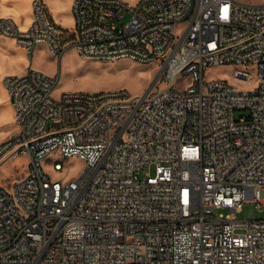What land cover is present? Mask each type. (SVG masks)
I'll use <instances>...</instances> for the list:
<instances>
[{
    "label": "built area",
    "instance_id": "2783aa9c",
    "mask_svg": "<svg viewBox=\"0 0 264 264\" xmlns=\"http://www.w3.org/2000/svg\"><path fill=\"white\" fill-rule=\"evenodd\" d=\"M71 13L63 40L31 0L25 27L0 15V36L28 54L73 45L90 59L155 61L157 75L140 93L59 97L56 74L1 76L17 130L0 141V165L27 164L5 181L0 170V264H264V214H231L247 202L264 211V0H71ZM213 64L241 68L204 79ZM67 156L83 166L52 175L46 163L62 171Z\"/></svg>",
    "mask_w": 264,
    "mask_h": 264
},
{
    "label": "rangeland",
    "instance_id": "374dc122",
    "mask_svg": "<svg viewBox=\"0 0 264 264\" xmlns=\"http://www.w3.org/2000/svg\"><path fill=\"white\" fill-rule=\"evenodd\" d=\"M135 1V0H127ZM260 2L262 0H248ZM126 17L123 18V20ZM72 26V25H71ZM69 29H63V40L67 37ZM5 37V36H1ZM16 51L13 59V66H10L16 72L22 66L28 65V60L31 58L30 66L39 69L48 74H56L58 82L53 89V95L59 97L63 91L70 90H87L95 91L100 89L125 87L131 93L143 92L151 82L153 76L157 75V67L155 61L150 63L137 62L128 58L117 60H100L83 57L75 49L73 45L65 48L62 55L54 56L50 51L43 47L32 54L21 50L18 46H14ZM28 59V60H27ZM241 68L238 64H213L204 68V79H213L216 77H226L229 80H234L232 77L233 70ZM250 76L254 74L252 68H247ZM4 70L0 66V141L12 134L15 129L14 116L11 104L9 102L7 92L1 82V76ZM19 73V72H18ZM188 79L187 74L178 75V79L182 77ZM162 85V83L160 84ZM243 88H249L248 82L242 85ZM242 111L236 110L235 116ZM65 164L62 171H54L50 164L46 163V168L54 176H59L64 173L66 177L74 176L76 172L83 166L82 160L77 156H67L63 158ZM27 164L25 155L4 161L0 165L2 180L13 179L19 175ZM60 172V173H59ZM233 217L245 219L259 217L264 214L263 210H259L254 203H244L242 208L231 213Z\"/></svg>",
    "mask_w": 264,
    "mask_h": 264
},
{
    "label": "crops",
    "instance_id": "0c3cea01",
    "mask_svg": "<svg viewBox=\"0 0 264 264\" xmlns=\"http://www.w3.org/2000/svg\"><path fill=\"white\" fill-rule=\"evenodd\" d=\"M44 1L46 3L49 17L63 29H69L73 23L71 0ZM0 15L11 16L13 19H15V21H17L20 27H25L31 18V0H0ZM14 46H18L21 50L25 51V49L16 43L12 38L0 36V66H2L4 70L2 75L6 73H22L31 64L32 59L30 58L29 60L27 59L29 62L28 65L20 67L18 72H16L14 69H10L12 68L10 66H13L14 64L13 59L16 55ZM43 47V45L35 46L30 55L33 51ZM14 123L16 125L14 131H16L17 124L15 121Z\"/></svg>",
    "mask_w": 264,
    "mask_h": 264
},
{
    "label": "snow or ice",
    "instance_id": "6c2138e0",
    "mask_svg": "<svg viewBox=\"0 0 264 264\" xmlns=\"http://www.w3.org/2000/svg\"><path fill=\"white\" fill-rule=\"evenodd\" d=\"M226 11V10H225Z\"/></svg>",
    "mask_w": 264,
    "mask_h": 264
}]
</instances>
